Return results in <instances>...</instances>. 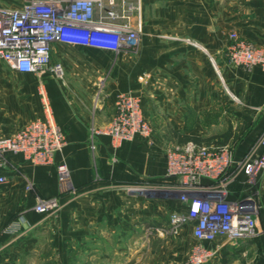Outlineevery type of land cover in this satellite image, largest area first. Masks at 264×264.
I'll return each mask as SVG.
<instances>
[{"label": "crops", "instance_id": "0c3cea01", "mask_svg": "<svg viewBox=\"0 0 264 264\" xmlns=\"http://www.w3.org/2000/svg\"><path fill=\"white\" fill-rule=\"evenodd\" d=\"M143 9L144 27L135 56L54 44L51 65L62 66L61 79L50 72L21 74L0 62V137H11L30 122L45 119L43 101L65 135V145L55 153L52 165L8 154V166H0V175L7 177L0 185V264H17L26 253H21L24 247L34 243L35 230L62 229L68 221H72L71 231L82 230L77 241H91L96 261H131L133 242L148 246L143 232L147 220L161 222L167 205L186 210L177 198L148 197L129 190L138 182L165 178L163 137L182 144L188 138L225 136L239 160L264 130V117L258 115L264 106V71L232 68L222 54L229 32L264 48V0H143ZM164 36L189 38L199 46ZM213 56L219 74L211 62ZM108 72L105 96L96 101L95 84ZM224 81L241 98L240 104L228 97ZM126 93L138 98L143 117L154 134H160L152 145L139 138L116 142L103 135L91 136V127L100 129L110 122L114 102ZM226 115L235 121L232 125L240 123L237 132L228 125L220 134L212 133ZM257 116L259 120L250 127ZM57 164L67 166L71 184L79 191L76 198L61 191ZM27 182L32 191L27 190ZM259 182V202L264 205L263 176ZM50 197L59 201L55 218L34 211L38 198ZM12 221L19 223L17 232L7 230ZM186 229L192 248L191 226ZM205 246L215 250L207 264H264L261 237L238 245Z\"/></svg>", "mask_w": 264, "mask_h": 264}, {"label": "built area", "instance_id": "2783aa9c", "mask_svg": "<svg viewBox=\"0 0 264 264\" xmlns=\"http://www.w3.org/2000/svg\"><path fill=\"white\" fill-rule=\"evenodd\" d=\"M143 0H24L18 8L0 7V62L21 74L41 76L47 72L63 77L60 64L51 65L54 44L74 45L110 52L115 56L137 53L144 27ZM199 46L189 38L179 39ZM230 45L224 58L231 67L246 71H264V48L230 34ZM211 62L219 74L218 66ZM109 72L95 84V99L105 92ZM240 104L237 96L229 93ZM44 103L45 119H37L11 137H0V166L7 167V155L19 154L34 164L52 165L54 155L65 145V135L51 117ZM115 113L103 128L91 127V136L103 135L116 142L139 138L152 143V128L141 112L137 97L131 93L118 96ZM263 112L264 108H259ZM166 176L156 186H165L186 206L176 212L170 223L173 233L191 226L195 243L183 264H207L215 250L206 243L238 245L257 239L259 179L264 177V131L239 160L230 144H198L192 140L170 147L165 153ZM57 178L62 192L71 187L70 172L65 164H57ZM7 177L0 175V185ZM238 186L237 189L233 187ZM131 192L144 194L143 188L131 186ZM59 210L57 197L38 198L34 211L52 216ZM18 221L7 230L17 232ZM164 231H160L162 235ZM258 264V263H255Z\"/></svg>", "mask_w": 264, "mask_h": 264}, {"label": "rangeland", "instance_id": "374dc122", "mask_svg": "<svg viewBox=\"0 0 264 264\" xmlns=\"http://www.w3.org/2000/svg\"><path fill=\"white\" fill-rule=\"evenodd\" d=\"M23 2L24 0H0V7L18 8L23 4ZM232 33H235V32H229L227 35V46L230 45L231 43L230 34ZM138 46H139V42H138ZM130 54L135 56L137 53H130ZM222 54L224 56V52ZM213 59L215 60L214 56H213ZM232 68H235V67H232ZM243 71L247 73L250 72L246 70H243ZM225 85L226 86L224 87V90L227 92L228 97L232 100V98L229 95V93H232V92L230 91L227 82H225ZM104 96H105V92L98 97V100L101 98H104ZM239 99L241 100V98ZM262 108H264V106ZM258 113H259L258 115L264 117L263 112H258ZM254 119L255 121L249 124L250 127L252 126V124L256 123V121L259 120V117L257 116ZM232 122H235V121H233L231 116L226 115L222 117L219 123L216 125V128L213 129L212 133L218 134L219 132L223 131L228 125L232 127L234 126L235 132H237L238 128H240L241 125L240 123L232 125ZM263 131L257 136L256 141L262 135ZM152 132H153L152 143L149 145H152L154 141L158 140V135H160L158 134L156 136V134H154L153 129H152ZM234 137L235 138L234 140H232V142L236 141L237 137L236 136ZM210 140H213L215 143H220V144L221 143L229 144L230 142L229 141L230 139H227V137L225 136L216 137L214 134L211 138L203 139L201 141L207 142ZM163 144H164L163 146L164 155L170 147L179 145L176 143L174 139H167L166 136L165 138L163 137ZM56 166H55V169H56ZM56 175H57V172H56ZM57 181H58V178H57ZM156 183H157L156 181H147V182L142 181L141 185L138 182L136 185L133 184L132 186L134 187L139 186L143 188L144 194H146L148 197L164 195V196L176 198L174 194L165 192L164 190L165 186H156L155 185ZM157 184H160V183H157ZM26 187H27V190L29 191H32L33 189L32 184H30L29 182H27ZM66 192H68L71 195V198H76V196L79 195V191H77L76 188H74L72 185L70 189ZM259 192L261 193L260 189H259ZM258 198H261L260 194ZM259 204L261 207V210L258 216L259 217V228L258 229L260 232L259 237L264 238V205L261 204L260 202ZM167 206H168L167 214L161 222L153 218V219L147 220V222L145 223L143 227V232L145 231L144 235L148 239L147 240L148 246H146L145 244V247H143L141 245L142 241L133 242L132 250H131L132 251L131 261H122V260H111V261H103V262L96 261L95 258L93 257L94 255H92L91 241L90 240H86V241L83 240L84 242L77 241L76 236L79 238L81 236L80 234L82 230L73 229L71 231L70 222L72 221H68V224H66V226L62 229L51 227L44 231L35 230L33 232L36 238L34 243H32L28 247L27 246L24 247L21 253L23 252H26V253L21 254L20 261L17 264H183L191 249L190 247L191 243L188 242L187 240V235H188V230L186 229L187 225L178 229L177 233L174 234L173 228L170 223V219L174 213L179 212L180 214H183L185 211L182 209L177 210L176 208H173V207L171 208V205H167ZM57 212L54 215L49 216V217L55 218L57 216ZM74 215L75 213H72V216H70V220L74 221V217H75ZM17 217L18 216L16 215L12 216L11 220L12 219L14 220ZM162 230L164 231V233L162 234V237H164V239L157 238V236L161 235L160 231ZM71 239H73V241H70ZM157 253H158V257L160 256L159 253H162V257L157 258L156 256Z\"/></svg>", "mask_w": 264, "mask_h": 264}, {"label": "trees", "instance_id": "16d2710c", "mask_svg": "<svg viewBox=\"0 0 264 264\" xmlns=\"http://www.w3.org/2000/svg\"><path fill=\"white\" fill-rule=\"evenodd\" d=\"M188 139L192 140V141H194V142H196L198 144H206V145H208V144H211V143H215L213 140H210V141H207V142H202L201 140L196 139V138H188ZM215 144H220V143H215ZM221 144H223V143H221Z\"/></svg>", "mask_w": 264, "mask_h": 264}]
</instances>
